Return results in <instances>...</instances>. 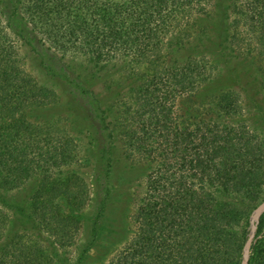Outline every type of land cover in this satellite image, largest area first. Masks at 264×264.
Returning <instances> with one entry per match:
<instances>
[{
    "label": "trees",
    "instance_id": "trees-1",
    "mask_svg": "<svg viewBox=\"0 0 264 264\" xmlns=\"http://www.w3.org/2000/svg\"><path fill=\"white\" fill-rule=\"evenodd\" d=\"M6 5L12 13L0 16V190L31 192L26 202L0 193V264H59V249L73 246L82 230L74 213L90 199L88 184L72 191L75 182L86 181L85 173L66 172L80 158L73 142L50 131L55 121L29 114L54 101L53 92L29 78L18 59L11 34L24 39V30L72 63H86L87 74L66 91L76 100L61 93L75 104L69 114L92 121L91 109L100 114L94 128L107 133L105 184L120 139L126 159L146 162L134 235L108 264H240L249 233L240 231L244 218L248 226L245 203L264 192V138L233 123L242 107L231 86L209 113L194 116L188 107L181 114L179 106L210 79L197 55L215 45H222L228 73L235 71L230 81L262 75L264 0L219 6L210 0H10ZM13 17L26 21L22 30L11 23ZM217 25L230 29L217 34ZM195 26L201 29L190 33ZM235 43L253 46L240 53ZM249 58L256 61L245 71ZM119 63L136 71L110 117L96 93L90 95L94 105L83 101L89 89L82 81ZM40 65L49 76L72 82L43 55ZM109 119H116L118 136ZM108 192L104 188L105 196ZM63 197L71 202L70 214L61 208ZM256 237L249 264H264V217Z\"/></svg>",
    "mask_w": 264,
    "mask_h": 264
},
{
    "label": "rangeland",
    "instance_id": "rangeland-1",
    "mask_svg": "<svg viewBox=\"0 0 264 264\" xmlns=\"http://www.w3.org/2000/svg\"><path fill=\"white\" fill-rule=\"evenodd\" d=\"M10 0H0V16L9 17L12 13L10 5H6ZM212 5L219 6L221 1L229 0H210ZM213 16V15H211ZM194 18H197L195 15ZM26 20V19H25ZM26 21H21L13 17L12 22L17 28L22 30V25ZM201 29L199 26H195L190 33H196ZM229 26L217 25L216 33L220 31H227ZM215 33V34H216ZM15 49L18 55L20 63L23 65L27 76L38 83L40 87L49 89L52 93V104L47 107L39 109V114L36 111H29L30 115H44L45 121H55L50 124V131L57 132L62 135H66L70 138V142H73L75 149L79 152L80 158L76 161H72L70 167L72 170L66 171L73 173L74 169H79L84 172V182L77 181L74 183L72 191L84 189L88 184L87 191H89L90 199L85 203L84 210L81 212L75 211V216L82 222V230L77 237L73 246L68 249L61 247L59 252L58 263L59 264H108L115 256L123 250L131 237L134 235L136 229V222L134 219V213L137 211V204L139 198L143 195V191L146 184V162L138 158L126 159L125 150L122 148L123 142L120 139L121 146L118 154L113 158L111 177L105 184V174L102 175L106 169V161L108 157L107 138L106 132H100L94 128V125L98 126L99 113L96 110L91 109L89 112L93 115L94 121L88 117H75L69 114L67 109L74 106V102H71L64 98L61 90L64 89L66 95L71 96L74 100L76 98L70 94H67V88H74L76 81H80L87 73L84 71L86 63L83 59H78L77 62L72 63L70 58H63L60 53L50 50L44 43L33 40L31 32L24 30V39L16 37L13 33ZM29 41L34 45L35 49L41 51H34V47L27 46L25 41ZM253 45H240L234 44V48L238 49L241 53L245 48ZM166 47V48H165ZM222 45H215L210 50H206L205 53H200L197 58L202 60L208 66V72L210 79L194 93L191 97L185 98L181 106H179V112L182 114L190 107L192 115L201 116L211 111L212 103L219 97V94L228 91L230 86L233 88V92L237 95L240 105L242 107L241 114L233 121L235 124H244L255 135L264 138V71L261 69V74L251 75L248 78L234 79L230 81L233 75L228 73V69L224 64L223 57L221 55ZM167 46H164V53H167ZM257 54V50H255ZM41 55L47 61V64L51 68L65 71L68 79L71 83H67L62 77L49 76L50 71H43V67L40 65ZM258 56V54H257ZM168 60V57L165 59ZM256 61V59H254ZM249 58L243 65V69L248 71L251 68V62L254 61ZM254 61V62H255ZM262 67L263 64L258 62ZM82 66V68L80 67ZM142 69V67H141ZM133 67L124 63L112 69L109 65L104 70V74L98 78H90L87 81H82L84 85L89 89V93L85 95L83 101L87 103L95 104L91 100V93H96L102 101L101 104L105 106L103 111H106L111 117L115 110V102L123 94L124 87L132 80ZM77 71V72H76ZM136 71V70H135ZM230 74V75H229ZM210 84V85H209ZM90 104V105H91ZM93 111L94 114H93ZM108 118V116H107ZM116 120V119H115ZM115 120L110 123V130L114 132L116 136L120 134V128L116 125ZM76 121V122H75ZM77 123L75 126L73 123ZM95 122V124H94ZM71 124V125H70ZM90 151V155L84 156ZM64 170L67 168L63 167ZM32 183L30 188L34 187ZM109 187L108 195H104V188ZM264 191V187L262 188ZM100 191L102 197L97 198L96 194ZM31 189H21L8 191L1 189L0 193L9 199L16 201H27L28 194ZM264 200V192L255 200L247 201L245 203L247 207L248 226L246 218L243 219L240 231H247L246 241L243 246V253L246 247L247 240L252 234L253 216L255 210L260 203ZM61 208L65 209L66 214H70L69 209L71 202L68 198L61 199ZM106 203V207H104ZM236 204L242 208L241 203L236 201ZM106 208L101 215V209ZM15 220L19 218L18 214H13ZM264 217V212L259 217L257 224ZM94 229L97 233H94ZM257 234V230H256ZM256 234L254 240H256ZM253 240V243H254ZM242 253V260H243ZM252 253V247L249 254L248 264ZM242 261L240 262V264Z\"/></svg>",
    "mask_w": 264,
    "mask_h": 264
},
{
    "label": "water",
    "instance_id": "water-1",
    "mask_svg": "<svg viewBox=\"0 0 264 264\" xmlns=\"http://www.w3.org/2000/svg\"><path fill=\"white\" fill-rule=\"evenodd\" d=\"M264 212V200L262 201V203H260L258 205V207L255 210V214L253 216V224H252V234L249 237V239L247 240L246 243V247L243 253V260L241 264H248V260H249V254H250V250L253 244V240L255 238V234H256V230H257V224L259 217L262 215V213Z\"/></svg>",
    "mask_w": 264,
    "mask_h": 264
}]
</instances>
